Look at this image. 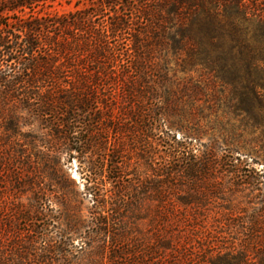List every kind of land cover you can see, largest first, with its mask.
I'll return each instance as SVG.
<instances>
[{"label":"trees","instance_id":"16d2710c","mask_svg":"<svg viewBox=\"0 0 264 264\" xmlns=\"http://www.w3.org/2000/svg\"><path fill=\"white\" fill-rule=\"evenodd\" d=\"M56 4L0 0V264H264V0Z\"/></svg>","mask_w":264,"mask_h":264},{"label":"rangeland","instance_id":"374dc122","mask_svg":"<svg viewBox=\"0 0 264 264\" xmlns=\"http://www.w3.org/2000/svg\"><path fill=\"white\" fill-rule=\"evenodd\" d=\"M74 2L75 0H73L72 4H68L66 3L65 0H62V4H56V9L63 11V10H68L71 8H74ZM219 105H220V111H219V116H220V120H224L225 122L229 121V119H231L230 121L234 122L233 118H236V125H242L241 129L243 130V128H245V122H241V120L243 119L242 116L241 117H237L236 113H234V108H230L229 106V102L226 101L224 98L219 100ZM250 125H248L249 127ZM247 134H244L241 137V141L238 142L237 146H244V148L239 149V151L241 153L245 152L247 153V151L252 148L254 150L253 155H250L251 159L256 158L257 162L254 163V165L259 168L262 169L264 167V128H260V129H253L250 128L249 131H247ZM238 134H240L238 132ZM246 148V149H245ZM65 170L68 171V173L72 174V176L76 179V181L80 184V188H83V182L81 180V175L79 173V171L77 170V164L76 162L72 163V164H66L65 165Z\"/></svg>","mask_w":264,"mask_h":264}]
</instances>
